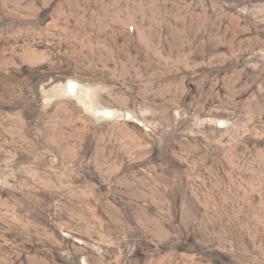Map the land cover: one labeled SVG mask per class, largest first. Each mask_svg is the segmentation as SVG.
<instances>
[{
    "label": "rangeland",
    "instance_id": "rangeland-1",
    "mask_svg": "<svg viewBox=\"0 0 264 264\" xmlns=\"http://www.w3.org/2000/svg\"><path fill=\"white\" fill-rule=\"evenodd\" d=\"M0 264H264V0H0Z\"/></svg>",
    "mask_w": 264,
    "mask_h": 264
},
{
    "label": "bare ground",
    "instance_id": "bare-ground-1",
    "mask_svg": "<svg viewBox=\"0 0 264 264\" xmlns=\"http://www.w3.org/2000/svg\"><path fill=\"white\" fill-rule=\"evenodd\" d=\"M71 88H72V89L75 88V84H73V85L71 84Z\"/></svg>",
    "mask_w": 264,
    "mask_h": 264
}]
</instances>
